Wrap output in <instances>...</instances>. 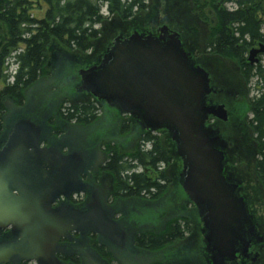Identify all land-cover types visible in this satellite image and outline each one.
<instances>
[{"label":"water","instance_id":"obj_1","mask_svg":"<svg viewBox=\"0 0 264 264\" xmlns=\"http://www.w3.org/2000/svg\"><path fill=\"white\" fill-rule=\"evenodd\" d=\"M264 48L252 50L257 63ZM82 90L125 116L137 117L144 130L166 131L182 161L181 185L198 209L212 264H234L249 248L256 227L239 184L226 174L224 143L207 126L220 109L209 107L208 74L196 67L178 33L120 36L99 66L80 72ZM1 145V143H0ZM84 160L43 141L30 122L13 127L0 150V230L13 240L0 242V264L36 261L61 264L62 238L92 233L123 244V232L109 208H74L72 196L88 194ZM57 206V207H56Z\"/></svg>","mask_w":264,"mask_h":264},{"label":"trees","instance_id":"obj_2","mask_svg":"<svg viewBox=\"0 0 264 264\" xmlns=\"http://www.w3.org/2000/svg\"><path fill=\"white\" fill-rule=\"evenodd\" d=\"M36 1L43 2L47 7L43 19L36 18L29 7ZM205 1L216 20L208 44V54L234 60L247 83L256 79L258 94L250 99L248 111L252 114V137L257 147V176L264 187V64L261 57L258 64L250 65L248 62L249 52L260 45L264 46V0ZM104 8L107 9L109 18L116 16L119 20L128 22L138 13L147 10V0L0 1V22L6 26L8 32L7 42L4 45L0 42V82L4 84L0 91V135L4 131L5 117L9 113L8 103H13L11 106L14 111L23 108L26 104V92L49 76L48 52L54 40L68 52L92 55L89 58L93 59L80 61L63 54L65 60L81 69L97 63L98 54L95 55L94 42L100 38V31L95 26L107 19L102 13ZM56 53L57 51L54 52L55 62L60 66L63 59ZM11 55H15L14 62L17 66L14 76L4 75L6 62ZM12 77L14 81L10 82ZM75 80L72 78L75 87L80 89L81 83ZM90 99L92 100L88 103L61 105V122L65 126L73 124L90 127L95 124L99 120L100 102ZM124 119L122 134L127 135L136 119ZM49 121L51 125L54 124L53 119ZM56 133L58 136L60 131L57 130ZM159 133H143L135 150L128 154H122L116 145L103 146L106 154L103 170L112 173L116 178L115 197L155 202L167 193L170 180L165 175L164 168L171 164L173 157L164 147ZM148 144L150 148L146 149ZM139 169L141 172H137ZM146 171L155 174V177L152 178ZM188 233L187 220L176 219L160 234L139 235L137 244L142 249L157 252L184 240ZM113 260L111 257L110 262L113 263Z\"/></svg>","mask_w":264,"mask_h":264},{"label":"rangeland","instance_id":"obj_3","mask_svg":"<svg viewBox=\"0 0 264 264\" xmlns=\"http://www.w3.org/2000/svg\"><path fill=\"white\" fill-rule=\"evenodd\" d=\"M29 7H31V11L36 18H44L47 7L43 2L36 1ZM156 8L158 9L157 14L155 11ZM201 12L203 13L201 14ZM102 13L107 19L102 24L95 26L100 31V38L94 42L96 56L97 54L98 56L102 54L103 48L118 38L121 33L119 30L121 29H129L131 33H133L134 26L139 28V30L147 29L149 32L164 27L178 30L181 27L177 21L178 19H182V21L187 23L188 27L183 33L179 31L183 35V39L185 38L184 42L191 53L193 52L200 59L205 58L215 61L216 66L227 73H240V68L234 60L210 55L207 52L216 20L215 15L207 7L205 0H147V10L138 13L128 22L121 21L116 16L109 18L106 8L103 9ZM146 23L148 24L146 25ZM7 40V28L0 22V42L4 45ZM102 41H105L104 45L99 47ZM55 51L63 59L60 66H57L55 62ZM64 53L69 57L80 59V61L93 59L92 57L89 58V56H92L90 54L83 55L78 52H68L58 41L54 40L48 52L49 76L41 79L32 89L26 92L25 106L28 104L32 107V112L28 116L35 119L34 115H37V120L44 122L42 127L51 128L52 131H50L53 133L56 141L67 139L73 145L71 147L72 150H76V152L81 150L85 153L86 157H92L94 153L100 154L101 152L106 158V154L103 152V146L108 144L116 145L122 154L133 152L144 133L141 126L138 122L132 120L131 131L127 135H123L122 125L125 120L124 117L128 116H122L116 109L109 107L107 104H98L100 107L98 112L99 120L86 129L75 127L73 124L65 126L61 122L59 116L61 105L65 103L68 105L83 104L92 100L83 96L76 98L80 92L75 87L72 78H75L78 83L80 82L81 78L78 74L81 67L65 60L63 57ZM14 56L11 55L9 60H7L4 75L15 74L17 66L14 62ZM260 57L262 64H264V57ZM87 66L89 67L90 65ZM3 88L4 84L0 82V91ZM248 90L250 99H253L258 94V90H256V79L248 83ZM9 105H13V103L9 102ZM50 119L54 120V126L50 124ZM34 121L36 122V120ZM57 130L60 131L58 136L55 135ZM159 135L164 147L171 157H173L171 164L164 168V173L170 180L167 193L155 202L132 198L120 201L116 206L109 204L111 207L109 209L112 213H117V218L115 216L114 219L119 222L121 229L128 230L133 237H138V235L147 232L160 234L166 230L170 222L176 219L187 220L189 233L184 240L178 241L174 245L166 247L161 251H143L141 252L142 256L139 258L143 261L148 259L151 264H188L187 259L191 257L199 258L198 256H200L199 253L195 254L194 251L196 249L192 248L195 244L198 247L203 246V237L200 235V229L203 226L196 207L189 201L180 184V176L183 168L182 161L174 157V147L172 141L167 137V134L160 132ZM237 138L241 140L242 135H238ZM44 143L48 142L46 141ZM149 148L150 146L146 147V149ZM98 158L99 156H97ZM236 158L231 164L230 171L237 173L240 180L244 181L243 185L249 189V198L254 200L256 217L258 219H264V187L257 176L256 170L258 156L252 157L246 155ZM137 172H141V170L139 169ZM148 174L152 178L155 177V174ZM102 177L104 179L106 178V185L109 183L112 185L109 176ZM109 194H111V191ZM119 204L120 207H118Z\"/></svg>","mask_w":264,"mask_h":264},{"label":"flooded vegetation","instance_id":"obj_4","mask_svg":"<svg viewBox=\"0 0 264 264\" xmlns=\"http://www.w3.org/2000/svg\"><path fill=\"white\" fill-rule=\"evenodd\" d=\"M155 11L157 14L158 9L156 8ZM177 22L179 23L181 29L176 30L172 28L168 30L178 33L181 36L185 49L189 51L186 43L184 42L185 38L183 39V35L180 33V31L183 33L188 25L185 21H182V19H178ZM147 24L148 23H146V25ZM161 29L162 28H159V30L149 32L147 29L139 30V28L134 26L133 33L139 32L141 34H153L154 36H158L160 35ZM119 31H121V33L118 37L122 36V39H126L132 34L130 30L126 28ZM104 42L105 41H102L99 47H102ZM111 47L112 43L103 48V53L97 56V63L95 64H98L102 60V57L109 51ZM192 57L194 65L205 70L210 79L212 93H210L206 100L208 106L217 108V110L220 109L221 111V117L209 118L207 125L218 133L224 143V151L226 155V174H228L234 182L239 184V196L245 199L248 211L251 214L254 226L256 227L255 236L250 237L248 250L246 253L243 252L242 254H239L234 264H264V219H258L256 217V213L254 211L255 203L253 202L254 200L249 198V189L243 185L244 181L240 180V177L237 173L230 171L231 164L237 159L236 157H242L246 155L252 157L257 156V147L252 137V114L248 111L250 98L247 80L242 75L241 70L238 74H233V72L227 73L223 69H219L215 64V61L207 60L205 58L200 59L199 57L195 56L193 52ZM81 84L79 86H81ZM81 89L82 87L78 89L80 93H78L76 98L79 96L89 99L93 98L91 94L84 93ZM8 108L9 113L6 115L4 123L6 132L0 137V150L6 145L8 137L11 135L13 127L16 126V124L26 120H31L38 128L40 136L45 139L48 144L54 146L57 149H62L65 152L67 151L66 153L78 155L84 160L86 165L83 168L84 173L82 175V179L88 184L89 193L85 195L74 196L71 198L72 202L63 201L57 206L66 204L74 208H83L89 205L97 206L98 202H100L101 205L107 209L111 208L110 205L116 206V204H118L120 201H123V199L115 197L117 189L116 178L112 173L103 170L106 158L101 152L100 154L94 153L92 157H86L83 151L78 150V154L76 150H72L71 147H73V145L67 139L56 141L53 133L51 132V128L42 127L44 122L38 121L37 115H34L35 119L28 116V114L32 112L31 105L27 104L23 108L18 109V111H14L11 105H9ZM34 120H36L37 123ZM75 127H82L84 129L88 128L77 125H75ZM238 135H242L241 140L237 138ZM97 156H99L98 159ZM102 176H109L111 178L112 185H110V183L106 185V178L104 179ZM110 191L111 194H109ZM118 207H120V204ZM116 214L117 213H114V217ZM11 231V228L0 230V242H10L13 240ZM122 232L124 241L120 246H114L107 240L102 238L100 239L96 234L71 233L69 238L61 239L60 245L63 252L61 254H57V258L61 264H151L148 259L143 261L139 258L142 256L141 252L148 250L142 249L138 246L137 237L130 235L128 230H122ZM200 235L203 237V246L198 247L195 244L196 246L194 245L192 248L196 249L194 253H199L200 256H198L199 258L191 257L187 259V262L189 264H212L210 261V256L207 253L203 227L200 229ZM111 257L114 258L113 263L110 262ZM17 264L39 263L36 261H22Z\"/></svg>","mask_w":264,"mask_h":264},{"label":"bare ground","instance_id":"obj_5","mask_svg":"<svg viewBox=\"0 0 264 264\" xmlns=\"http://www.w3.org/2000/svg\"><path fill=\"white\" fill-rule=\"evenodd\" d=\"M261 48H264V46H263V45H260L259 48H254V49H252V50H260ZM252 50H251V51H252ZM251 51H250V52H251ZM250 52H249V54H250ZM263 54H264V51H263V53L260 54V56H262ZM260 56H258V58H257V60H258L257 63H253V64H251V62H250L249 59H248V62L250 63V65L258 64L259 61H260V60H259V59H260ZM248 57H249V55H248Z\"/></svg>","mask_w":264,"mask_h":264}]
</instances>
